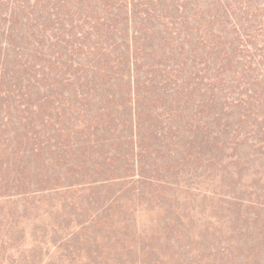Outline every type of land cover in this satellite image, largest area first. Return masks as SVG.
<instances>
[{
	"label": "rangeland",
	"instance_id": "obj_1",
	"mask_svg": "<svg viewBox=\"0 0 264 264\" xmlns=\"http://www.w3.org/2000/svg\"><path fill=\"white\" fill-rule=\"evenodd\" d=\"M263 135L264 0H0V264H264Z\"/></svg>",
	"mask_w": 264,
	"mask_h": 264
},
{
	"label": "trees",
	"instance_id": "obj_2",
	"mask_svg": "<svg viewBox=\"0 0 264 264\" xmlns=\"http://www.w3.org/2000/svg\"><path fill=\"white\" fill-rule=\"evenodd\" d=\"M254 93H255V91H254ZM255 94H257V92L255 93ZM264 136V135H263ZM257 137V136H256Z\"/></svg>",
	"mask_w": 264,
	"mask_h": 264
}]
</instances>
